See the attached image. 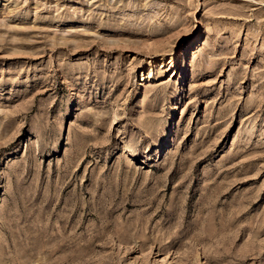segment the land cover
I'll return each mask as SVG.
<instances>
[{
	"label": "rangeland",
	"instance_id": "1",
	"mask_svg": "<svg viewBox=\"0 0 264 264\" xmlns=\"http://www.w3.org/2000/svg\"><path fill=\"white\" fill-rule=\"evenodd\" d=\"M0 264H264V0H0Z\"/></svg>",
	"mask_w": 264,
	"mask_h": 264
},
{
	"label": "bare ground",
	"instance_id": "2",
	"mask_svg": "<svg viewBox=\"0 0 264 264\" xmlns=\"http://www.w3.org/2000/svg\"><path fill=\"white\" fill-rule=\"evenodd\" d=\"M176 59H177V55H172L168 59L164 56V58L160 57V58H156L155 60L151 61L149 65L150 75L148 77H146V75H143V77L140 80V85H143L145 82L149 80V78L153 77L151 73L153 72L154 65L157 63L164 70L167 69L168 67L174 71Z\"/></svg>",
	"mask_w": 264,
	"mask_h": 264
}]
</instances>
